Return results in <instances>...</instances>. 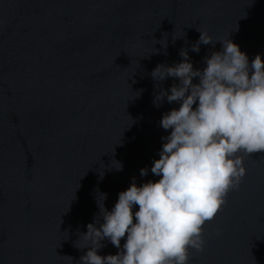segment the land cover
I'll use <instances>...</instances> for the list:
<instances>
[{
  "label": "water",
  "instance_id": "95a60500",
  "mask_svg": "<svg viewBox=\"0 0 264 264\" xmlns=\"http://www.w3.org/2000/svg\"><path fill=\"white\" fill-rule=\"evenodd\" d=\"M198 30L215 44L197 53ZM223 39L264 60V0H0V264H80L97 190L111 211L133 177L160 179L150 169L171 130L159 122L179 104L153 101L178 81L152 70L181 49L202 70ZM243 166L188 264H264V152Z\"/></svg>",
  "mask_w": 264,
  "mask_h": 264
},
{
  "label": "clouds",
  "instance_id": "9594fccd",
  "mask_svg": "<svg viewBox=\"0 0 264 264\" xmlns=\"http://www.w3.org/2000/svg\"><path fill=\"white\" fill-rule=\"evenodd\" d=\"M199 32L191 46L197 53L201 44H215ZM219 41L222 50L206 56L202 70L194 69L184 49L181 62L157 64L152 70L155 81H178L167 90L160 87L153 101L157 107L165 98L179 104L159 122L171 130L161 137L159 159L150 169L160 179L137 186L133 177L111 211L104 205L107 194L97 190L98 216L80 234L83 243L75 244L88 249L80 264H188L190 249L203 251V226L226 203L228 193L238 190L246 174L244 156L264 152V60L256 54L249 62L230 39ZM162 45L166 48V42ZM241 152L243 156L237 155ZM118 163L119 171L123 166ZM148 171L141 168L140 176ZM105 239L118 249L115 255L97 254Z\"/></svg>",
  "mask_w": 264,
  "mask_h": 264
}]
</instances>
